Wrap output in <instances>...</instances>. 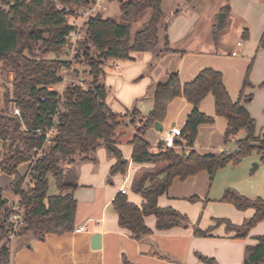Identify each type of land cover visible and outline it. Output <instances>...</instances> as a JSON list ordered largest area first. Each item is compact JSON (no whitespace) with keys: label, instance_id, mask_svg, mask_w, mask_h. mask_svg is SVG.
Segmentation results:
<instances>
[{"label":"trees","instance_id":"1","mask_svg":"<svg viewBox=\"0 0 264 264\" xmlns=\"http://www.w3.org/2000/svg\"><path fill=\"white\" fill-rule=\"evenodd\" d=\"M93 2L0 0V71L3 75H12L11 90H4L5 108L0 106V172L12 177L8 187L0 189V264H10L7 234L13 199L18 198L23 211V226L15 237L43 242L48 234L72 232L76 213L73 192L78 188L79 166L96 164L97 151L103 149L115 161L109 170V179L126 175L129 161L118 146L130 131L134 130L128 141L132 148L131 162L152 168L134 177L131 184L132 191L142 199L140 206L118 193L111 208L117 216L118 227L128 231L137 242L152 234L145 217L154 216L158 231L188 225L185 216L157 204L175 179L185 181L206 172L211 180L218 169L238 163L252 151L264 160V136L255 135V120L242 104L251 99L244 91L252 87L248 80L252 64L235 102L224 88L222 75L212 69H202L185 85L174 73L165 84L154 86L149 93L153 107L146 116L135 109L130 116L114 113L106 103L109 90L104 80L109 61L127 60L132 53H151L156 59L170 53L166 35L161 38L169 24L162 10L164 0H117L123 22L104 17L102 12L84 20L72 58L67 60V38L75 30L67 10L86 8ZM223 28L224 23L212 30L215 42ZM259 46H264L263 38ZM60 86L63 89L58 94ZM258 87L264 88V80ZM208 95L213 97L215 115L226 120L224 143L234 141L241 132L245 134L243 139L235 140L233 153L199 155L195 150L198 127L213 122V118L199 110ZM180 96L192 106L175 141L183 150L179 153L161 150L159 143L157 151L152 152L147 133L155 123L164 121L168 105ZM12 105L18 108L19 117L7 114L6 109ZM53 123L57 134L35 159L31 167L33 179L24 189L25 175L18 172V167L32 161L33 150L43 146L44 137L36 131L48 129ZM138 123L140 126L136 128ZM48 177L54 180L59 195L48 196ZM220 201L239 212L252 210L253 215L240 225L216 219L206 230L194 227L196 237H212V231L223 225L226 234L245 239L264 221V201L259 198L248 199L226 191ZM255 241L256 244L245 248L242 264H264V235ZM198 257L204 264H216L212 259Z\"/></svg>","mask_w":264,"mask_h":264},{"label":"crops","instance_id":"2","mask_svg":"<svg viewBox=\"0 0 264 264\" xmlns=\"http://www.w3.org/2000/svg\"><path fill=\"white\" fill-rule=\"evenodd\" d=\"M226 7L227 11L224 10ZM162 10L169 24L162 38L166 35L171 52L159 59L151 53H132L127 60H110L104 80L109 90L107 105L120 115L135 109L146 116L153 107L149 93L154 86L165 84L169 75L174 73L185 85L192 82L202 69L219 72L229 98L235 102L252 60L248 74L252 87L244 91L251 99L242 104L255 120V135L264 136V88L258 87L264 80V46H259L264 39V0H164ZM223 23L224 28L215 42L212 30ZM238 42L242 43L241 47H237ZM233 52L237 55L232 56ZM191 109L192 106L182 96L168 105L165 119L160 123L162 131L153 127L147 133L146 140L152 152L157 151L166 131L171 128L181 131ZM199 110L213 118V122L198 127L196 152L199 155L226 152L223 138L227 123L215 115L211 95L200 103ZM132 134L130 131L118 146L129 161L126 175L109 179V170L115 161L109 159L103 149L98 150L97 163L83 164L77 171L78 188L73 192L76 201L73 231L61 235L48 234L43 242L15 237L10 242V254L16 246V257L10 256V264H204L198 256L212 259L216 264L243 263L245 248L256 244L255 238L264 234V221L245 239H235L233 233L226 234L223 225L212 231V237L204 238L196 237L194 227L189 225L158 231L154 216L144 218L152 234L139 242L131 239L128 231L118 227L117 216L111 208L112 200L123 188L128 200L140 206L142 199L132 191L131 184L137 173L152 168L151 165L131 162L132 148L128 141ZM243 138L244 135L239 133L235 140ZM0 144L2 147L1 141ZM28 167V163L21 164L18 172L25 175ZM207 178L208 174L202 172L186 179L184 184L174 180L168 192L158 198V206L178 210L176 201L192 192L183 193L180 187L197 188ZM11 180L12 177L7 176L0 189L8 187ZM47 194H60L51 177H48ZM17 199L15 197L13 202ZM252 215L253 211L247 210L222 217L240 225ZM213 225L214 222L207 219L199 224V228L206 230ZM80 226L85 230L76 232ZM96 234L100 235L101 246L93 250L92 238Z\"/></svg>","mask_w":264,"mask_h":264},{"label":"rangeland","instance_id":"3","mask_svg":"<svg viewBox=\"0 0 264 264\" xmlns=\"http://www.w3.org/2000/svg\"><path fill=\"white\" fill-rule=\"evenodd\" d=\"M116 1L117 0H106L105 10L102 11V13L104 17L107 16L116 20L118 23H122L123 20L119 14ZM72 17L69 18L71 22ZM72 55L73 52H68V56L66 57L67 60H70L72 58ZM49 57L53 58L52 55H50ZM252 63L253 61L250 60L248 66H250ZM11 83L12 75H3L0 71V106L2 109L5 108L3 101L4 90H11ZM62 89L63 86H60L57 88V91L61 93ZM126 114L130 116L131 111L126 112ZM125 119L128 120V117H126ZM138 125L140 126L139 123L136 126ZM241 134L245 137V134L243 132H241ZM128 135H130V133ZM224 145L227 149V153H233V151L235 150L233 141L228 142L226 144L224 143ZM176 148L178 149V152L176 153H179L183 150L180 146H177ZM139 173H137L136 176L139 175ZM6 180L7 176L1 174L0 186L5 185ZM185 181H180L177 179V182H179L180 184H184ZM172 184L170 188L172 187ZM180 188L183 193L190 190H192V192H187L189 194L188 197L176 201L177 203H179L180 210H173L185 216L188 220L187 223L189 226L199 227V224L207 219H211V221L216 219H224L232 223L229 218L222 216H227L231 212L237 211L232 205L223 203L220 200L222 199L226 191H234L248 199L259 198L264 201V160H261L260 156L255 151H252L249 155L243 157L238 163L228 164L218 169L211 180L208 175L207 180L201 186L199 185L197 188L195 186L193 188H190L188 186ZM200 195L203 196L201 197ZM10 200L12 199L10 198ZM13 248L14 250H12L11 252L12 258H14V256L16 257L17 251L16 246Z\"/></svg>","mask_w":264,"mask_h":264},{"label":"built area","instance_id":"4","mask_svg":"<svg viewBox=\"0 0 264 264\" xmlns=\"http://www.w3.org/2000/svg\"><path fill=\"white\" fill-rule=\"evenodd\" d=\"M105 2L106 0H94L93 4H91L89 7L86 8H77L74 10H67V12L70 14L72 17V24L75 26V30L69 35L67 38L68 40V48L69 52H73L75 45L77 41L80 38L79 30L80 27L83 23L84 20H86L89 17H94L96 16L99 12H102L105 10ZM242 43L238 42L237 47H241ZM237 53L233 52L232 56H236ZM58 94L60 92L56 91ZM6 112L8 115H14V116H20L18 108L13 105L9 109H6ZM136 126V128H138ZM36 134L43 136L44 137V144L40 149H34L33 152L35 155L33 156L32 161H30L28 170L25 174V180H24V189H26V186L29 185L33 179V175L31 172V167L37 157L42 155V152L44 151L45 146L49 145L51 141L54 139V137L57 134V128L55 126V123L53 125L45 130H37ZM180 132L177 131L174 128L169 129L164 133V135L160 139V145H161V150H174L175 152L178 151L176 148L177 146L175 145L176 139L179 137ZM179 148V147H178ZM180 149V148H179ZM120 194L125 195L126 191L121 188L120 189ZM23 226V211L21 207L18 204V199L13 205V213L9 219V231L7 234V239L9 242H12L13 239L15 238V233L19 229V227ZM85 230L84 226L78 227L75 231L76 232H83Z\"/></svg>","mask_w":264,"mask_h":264},{"label":"water","instance_id":"5","mask_svg":"<svg viewBox=\"0 0 264 264\" xmlns=\"http://www.w3.org/2000/svg\"><path fill=\"white\" fill-rule=\"evenodd\" d=\"M221 16H223V15L221 14ZM221 16H219V18H220ZM154 128H155L156 131H159V132L162 131V127H161L160 123H155V124H154ZM100 243H101L100 235H99V234L94 235L93 238H92L91 248H92L93 250H98V249H100V246H101Z\"/></svg>","mask_w":264,"mask_h":264}]
</instances>
